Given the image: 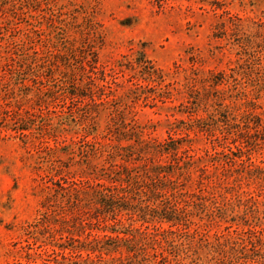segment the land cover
I'll list each match as a JSON object with an SVG mask.
<instances>
[{"label":"rangeland","instance_id":"rangeland-1","mask_svg":"<svg viewBox=\"0 0 264 264\" xmlns=\"http://www.w3.org/2000/svg\"><path fill=\"white\" fill-rule=\"evenodd\" d=\"M124 135L177 140L187 164L109 156ZM152 181L184 213L148 225L157 253L264 264V0H0V264H66L59 244L112 222L97 183L137 210Z\"/></svg>","mask_w":264,"mask_h":264},{"label":"trees","instance_id":"trees-1","mask_svg":"<svg viewBox=\"0 0 264 264\" xmlns=\"http://www.w3.org/2000/svg\"><path fill=\"white\" fill-rule=\"evenodd\" d=\"M139 62L141 61L139 60L137 64H139L138 66L141 68V63ZM147 67L151 69L146 72L148 78H151L153 74H155L156 77L158 76L155 68H152L150 64ZM221 81L222 80H216L213 83L218 84ZM71 94L77 95V93L74 92H71ZM223 110L224 111L221 109H215V113L211 114L207 118L210 119V117L213 116L217 124H219V122L226 124V121L230 118L231 113H229V111L225 108ZM219 111L223 112L221 116L222 118L220 117ZM202 118L200 117L197 120L202 123L203 120L207 119ZM123 140L127 143H124L123 145L119 142L117 144L118 147L113 149L112 152H109V156L113 157V155H118L122 160L128 161L131 160V158L136 159V156L139 157L142 151H145L143 153H147L149 156H169L175 162V164H169L171 167L176 166L180 168V166L187 164L186 161L180 160L176 157V152H179L182 146L180 142H177V140L172 138H168V140L158 144L148 141L140 143L138 139H132L129 135H124ZM135 144H139L137 152L133 150ZM187 152L190 153H187L188 158L193 156L190 151L187 150ZM149 170L156 174L157 177L163 174L174 173V171H170L171 169H165V165H161L160 163L153 164ZM152 183V188H149V190L153 195H148L147 198V201H151V203L142 202V204L140 203L139 205H134V207H137V210L129 209L126 204L120 203V201L116 199L119 197L118 192L123 191V187L119 188V186H116L112 188H104L107 184L97 183L99 186L95 188L92 193L93 198H95L96 203L100 207L99 209H101L103 213L99 211L94 216H98L99 214L104 217L110 216L112 222L110 224H106V226L102 228H98L99 233L95 234V236L93 235L92 239H87L83 242L75 244L73 242H69L66 245L59 244L58 247L60 251L64 253L67 251L69 256L76 257H71L70 261L66 262V264H172L171 262L176 260L174 259L176 257L175 253L170 250H164L160 253L155 251L152 246V241L156 242L158 239L157 237L150 235L148 225L152 221L168 222L172 225H176L184 219V213H181V209L178 207L180 203L176 199L173 192H171L172 198L169 199L167 196L165 197V193H163L164 187L162 185L155 183V181H152ZM172 188L173 186H171L170 189ZM157 201L160 203L157 204ZM183 202L187 201L184 199ZM117 211L135 212L137 215L136 220L140 225L137 228L132 227L130 229H123L121 226L122 222L115 216ZM150 216L157 219L151 220ZM168 231L169 230L166 232ZM121 249L126 253V257L122 258L123 262L121 259L119 261L118 257L115 255V253L121 254ZM82 252H84V255H82ZM105 256H107V258ZM66 257L67 255L62 258L65 259ZM56 264L58 263L56 262Z\"/></svg>","mask_w":264,"mask_h":264}]
</instances>
